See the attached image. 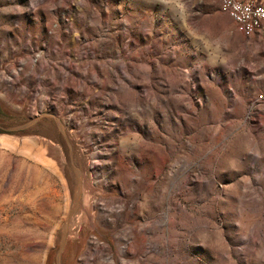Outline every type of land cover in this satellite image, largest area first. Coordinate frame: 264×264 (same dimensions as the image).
<instances>
[{
  "label": "rangeland",
  "instance_id": "1",
  "mask_svg": "<svg viewBox=\"0 0 264 264\" xmlns=\"http://www.w3.org/2000/svg\"><path fill=\"white\" fill-rule=\"evenodd\" d=\"M223 2L0 0V264H264V39Z\"/></svg>",
  "mask_w": 264,
  "mask_h": 264
},
{
  "label": "built area",
  "instance_id": "2",
  "mask_svg": "<svg viewBox=\"0 0 264 264\" xmlns=\"http://www.w3.org/2000/svg\"><path fill=\"white\" fill-rule=\"evenodd\" d=\"M223 10L237 21L244 33L249 35L258 33L264 39V36H262V28H264V4L244 0H225V9ZM255 11H262L261 27H254L252 14ZM257 99L264 101V89L258 93Z\"/></svg>",
  "mask_w": 264,
  "mask_h": 264
},
{
  "label": "bare ground",
  "instance_id": "3",
  "mask_svg": "<svg viewBox=\"0 0 264 264\" xmlns=\"http://www.w3.org/2000/svg\"><path fill=\"white\" fill-rule=\"evenodd\" d=\"M223 8L225 9V0H224V2H223ZM252 21L254 22V27H261L262 26V11H255V12H253V14H252ZM262 30L264 31V28H262ZM95 187V186H94ZM96 188V187H95ZM87 191V190H86ZM88 194V193H87ZM75 201V200H74ZM88 201V200H87ZM86 203V202H85ZM73 204V203H72ZM81 204V203H80ZM71 206V205H70ZM78 206V205H77ZM88 206V205H87ZM88 208V207H87ZM89 209V208H88ZM87 211V210H86ZM88 214V213H87ZM105 214V213H104ZM78 218H79V215L76 217V222H74L73 223V225H74V227L77 225V223H78ZM85 219V218H84ZM73 227V228H74ZM72 231V232H71ZM69 232V234H68V236H67V238L70 240L71 238L73 239L74 238V236L76 237V238H78V236H79V231H78V229H76V231H73V230H69L68 231ZM95 246V245H94ZM91 247H92V245H91ZM78 249V248H77ZM77 249H76V253H77ZM64 250H65V248L62 250V252L60 253V255L58 256V264H66V262L64 261V262H62V260L64 259L63 258V252H64ZM91 255V253L88 255V256H90Z\"/></svg>",
  "mask_w": 264,
  "mask_h": 264
},
{
  "label": "crops",
  "instance_id": "4",
  "mask_svg": "<svg viewBox=\"0 0 264 264\" xmlns=\"http://www.w3.org/2000/svg\"><path fill=\"white\" fill-rule=\"evenodd\" d=\"M261 62H262V64H263V67H264V60L262 59V61H261ZM259 93H260V92H259Z\"/></svg>",
  "mask_w": 264,
  "mask_h": 264
}]
</instances>
